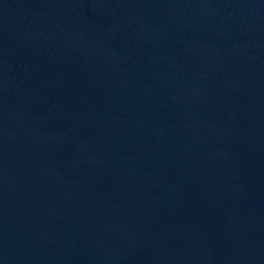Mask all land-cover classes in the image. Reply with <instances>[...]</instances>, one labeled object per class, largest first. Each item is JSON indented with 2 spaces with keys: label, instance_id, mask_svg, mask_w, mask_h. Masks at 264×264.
Segmentation results:
<instances>
[{
  "label": "water",
  "instance_id": "1",
  "mask_svg": "<svg viewBox=\"0 0 264 264\" xmlns=\"http://www.w3.org/2000/svg\"><path fill=\"white\" fill-rule=\"evenodd\" d=\"M0 264H264V0H0Z\"/></svg>",
  "mask_w": 264,
  "mask_h": 264
}]
</instances>
